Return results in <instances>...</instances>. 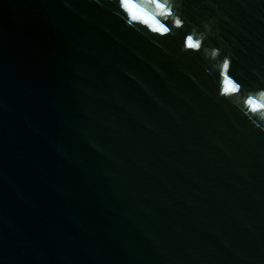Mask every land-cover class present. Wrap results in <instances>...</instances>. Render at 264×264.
Here are the masks:
<instances>
[{"label":"water","instance_id":"water-1","mask_svg":"<svg viewBox=\"0 0 264 264\" xmlns=\"http://www.w3.org/2000/svg\"><path fill=\"white\" fill-rule=\"evenodd\" d=\"M0 264H264V0H0Z\"/></svg>","mask_w":264,"mask_h":264},{"label":"snow or ice","instance_id":"snow-or-ice-1","mask_svg":"<svg viewBox=\"0 0 264 264\" xmlns=\"http://www.w3.org/2000/svg\"><path fill=\"white\" fill-rule=\"evenodd\" d=\"M157 7H158V8H162L163 5L157 3ZM164 31L167 32V29H164ZM186 46L189 47V48L194 47V46L192 45V43H191V39H189V40L187 41V45H186ZM227 66H228V65L226 64L225 67H227ZM250 103H251V101H250Z\"/></svg>","mask_w":264,"mask_h":264}]
</instances>
